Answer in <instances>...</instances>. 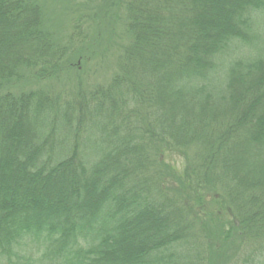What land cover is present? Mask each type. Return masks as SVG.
I'll use <instances>...</instances> for the list:
<instances>
[{"label":"trees","instance_id":"obj_1","mask_svg":"<svg viewBox=\"0 0 264 264\" xmlns=\"http://www.w3.org/2000/svg\"><path fill=\"white\" fill-rule=\"evenodd\" d=\"M103 14L115 71L55 89L80 20L61 42L38 0H0V264L31 238L46 264H264V47L229 54L263 37L264 0Z\"/></svg>","mask_w":264,"mask_h":264},{"label":"rangeland","instance_id":"obj_2","mask_svg":"<svg viewBox=\"0 0 264 264\" xmlns=\"http://www.w3.org/2000/svg\"><path fill=\"white\" fill-rule=\"evenodd\" d=\"M38 2L43 8L47 27L54 33L58 41H67L75 18L80 20L77 24L79 34L72 40L78 46V50L81 49L85 55L80 67H72L70 76L61 75L56 80H51L49 85L57 89L64 85L72 88V86L81 83L83 87L89 89V85L91 87L96 82L106 80V77L115 71L117 58L121 51L118 45L121 41L118 37L113 35L112 39H109L97 34L98 30L101 33L109 34V19L105 17L106 14H103V9L109 0H38ZM97 20L100 22L97 23ZM118 30L120 31L119 28H116V31ZM116 33L119 34V32ZM260 33L263 34L262 38L255 36V38L246 41L245 44L233 45L229 54H237L239 49L246 51L244 56L260 52L264 47V31H260ZM95 38L98 40V44L95 42ZM241 46L244 48L242 49ZM74 48L76 49V46ZM89 54H93L92 59L86 62L85 58ZM230 56L229 58H231ZM224 80V77H221L216 82L222 84ZM32 85L33 82L28 80L21 84V87L26 89ZM165 159L170 163H178L183 158L170 152L165 156ZM19 249L18 255L23 264H46L49 262L48 257L45 256L46 247L44 243H39L37 238L27 240ZM232 250L233 247H229L227 254H230Z\"/></svg>","mask_w":264,"mask_h":264}]
</instances>
